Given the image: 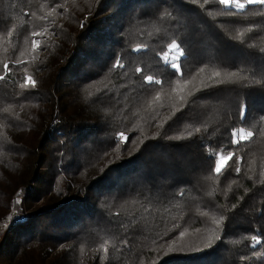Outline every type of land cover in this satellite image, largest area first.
<instances>
[{"label":"trees","instance_id":"16d2710c","mask_svg":"<svg viewBox=\"0 0 264 264\" xmlns=\"http://www.w3.org/2000/svg\"><path fill=\"white\" fill-rule=\"evenodd\" d=\"M11 210L0 264H264V4L0 0Z\"/></svg>","mask_w":264,"mask_h":264},{"label":"snow or ice","instance_id":"6c2138e0","mask_svg":"<svg viewBox=\"0 0 264 264\" xmlns=\"http://www.w3.org/2000/svg\"><path fill=\"white\" fill-rule=\"evenodd\" d=\"M219 2H220V4L224 5L225 8H227V9L235 8L237 11L241 10L245 7V3H242L241 0H219ZM246 3L247 4H264V0H246ZM34 46H35V42H34ZM171 47L176 48L177 46L175 44H173ZM7 67L8 66L5 65V69H7ZM173 67H175V65H173ZM137 71H140V70L137 69ZM29 79L30 78H26V81H28ZM147 79L149 82H152V77H148ZM155 83H160V81H155ZM233 135L235 136L236 133H233ZM248 135L250 136L251 133H248ZM241 138H243L242 130H241ZM223 163H224V158H221V161L216 164L215 170L217 173L221 172ZM253 239L255 240L256 238L253 237Z\"/></svg>","mask_w":264,"mask_h":264},{"label":"rangeland","instance_id":"374dc122","mask_svg":"<svg viewBox=\"0 0 264 264\" xmlns=\"http://www.w3.org/2000/svg\"><path fill=\"white\" fill-rule=\"evenodd\" d=\"M242 3H246V0H244ZM173 44H171L172 46ZM179 52L176 51L174 48L170 47L169 48V52L166 53L164 56H163V59L169 61V60H172L173 59V56H178ZM28 81L25 80V83H27ZM238 138L239 139H242L241 138V133H239L238 135ZM243 137H245L243 135ZM18 194L19 192H17L15 195H14V199H13V203L14 204H19L20 203V199L18 197ZM11 220H20V218L17 217L16 213H15V210H11L10 213L8 214V216L2 221L0 222V233L7 227L8 223L11 221Z\"/></svg>","mask_w":264,"mask_h":264}]
</instances>
